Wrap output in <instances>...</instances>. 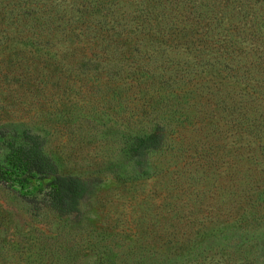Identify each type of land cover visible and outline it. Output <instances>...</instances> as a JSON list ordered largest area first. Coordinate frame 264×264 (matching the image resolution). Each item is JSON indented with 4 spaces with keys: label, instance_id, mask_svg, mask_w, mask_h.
Here are the masks:
<instances>
[{
    "label": "trees",
    "instance_id": "16d2710c",
    "mask_svg": "<svg viewBox=\"0 0 264 264\" xmlns=\"http://www.w3.org/2000/svg\"><path fill=\"white\" fill-rule=\"evenodd\" d=\"M22 61L50 73L58 102L80 97L69 111L89 105L68 129L89 143L102 130L105 147L113 137L103 157L128 178L150 176L154 155L166 177L173 151L175 166L231 178L206 218L208 186L191 213L152 204L119 264H264V0H0V80L31 91ZM14 122L0 128V192L44 216H79L93 180L62 173L48 153L63 131ZM18 254L0 264H37L13 263Z\"/></svg>",
    "mask_w": 264,
    "mask_h": 264
},
{
    "label": "rangeland",
    "instance_id": "374dc122",
    "mask_svg": "<svg viewBox=\"0 0 264 264\" xmlns=\"http://www.w3.org/2000/svg\"><path fill=\"white\" fill-rule=\"evenodd\" d=\"M22 64L27 78L31 77L28 83L32 90L25 91L26 86L20 87L18 82H11L13 79L0 80V128L3 125L10 127L15 120L34 125L44 135L52 132L49 127L62 130L64 140L61 142L58 135V139L53 137L48 153L55 159L62 173L70 171L92 179L94 187L82 204L81 215L65 219L44 216L42 211L35 210V204L24 206L0 192L2 256L6 257L17 250L19 254L13 263L17 259L31 257L37 264H69L73 258L71 256H74L76 264H119L123 258L121 253L128 252L134 233L138 235L146 232V227L141 226L142 220L152 204L161 208L170 204L169 216L172 207L176 206L191 213L197 204L195 195L208 186L205 190L209 194L202 196L205 198L206 218L211 215L216 200L221 196L227 197L229 190L226 188L229 187L228 180L231 178L220 175L219 183L216 176H213L212 168L208 172V165L188 168L178 163L175 166L173 163L176 151L166 154V169L169 171L166 177L157 174L160 169L158 164L164 157L154 155L147 161L150 176L141 180L128 178L130 176L124 174V169H118L103 157L105 149L114 145L113 137L109 138L105 147L106 141L101 136L106 132L103 133L102 130H93L97 138L89 143L81 140L79 131L72 127L74 133L77 131L74 136L71 134L72 130L68 129L69 125L79 121L75 120L78 116L89 113V105L82 102L80 106L83 109L71 106L73 110L69 111V106L78 102L80 97L68 95L70 97L67 103L62 98L58 102L55 94L59 92L53 87V77H50V73L49 77L39 74L42 71L39 61H22ZM67 117L71 120L66 122ZM109 133L114 134L116 131L110 129ZM222 143L218 150L213 148L217 152L213 156L216 160L224 159L228 151L225 150L226 144ZM188 149L189 156H192L191 147ZM223 169L222 172L227 176L229 168L223 166ZM220 184L224 185V192L219 190L222 188ZM43 230L48 232L44 233ZM105 232L107 238L102 241L99 234L104 238ZM88 245L94 246L90 248V253ZM226 256L227 254H223V257Z\"/></svg>",
    "mask_w": 264,
    "mask_h": 264
}]
</instances>
